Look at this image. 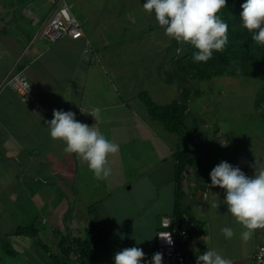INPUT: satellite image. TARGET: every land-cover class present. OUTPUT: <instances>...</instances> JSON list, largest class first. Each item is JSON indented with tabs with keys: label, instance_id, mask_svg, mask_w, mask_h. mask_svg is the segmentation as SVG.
I'll return each instance as SVG.
<instances>
[{
	"label": "crops",
	"instance_id": "obj_1",
	"mask_svg": "<svg viewBox=\"0 0 264 264\" xmlns=\"http://www.w3.org/2000/svg\"><path fill=\"white\" fill-rule=\"evenodd\" d=\"M67 3L81 24L82 36L50 43L40 34L53 12L50 2L0 0V240L8 248L3 249L0 241V264H53L44 246L58 252L60 236L78 237L80 227L93 220L107 232L96 246L98 264H113L116 252L133 246L143 249L145 264L151 259L160 220L173 216L177 208L202 224V236L191 242L193 251L204 245L233 264H252L256 247L264 243V229H256L247 241L241 239L243 228L227 213L224 190L211 186L209 173L226 161L252 176L260 160L256 154L263 147L249 148L248 153L236 148L242 150L239 153L231 144L218 143L213 149L205 137L196 135L194 148L189 149L182 134L165 130L139 98L145 91L157 104L181 100V84L166 80L177 53L168 63L163 54L162 72L153 68L154 63L146 68L143 48L134 51L128 37L118 42L114 23L106 26L111 10L90 21L76 7L78 0ZM92 4L85 1L88 8H94ZM156 30L151 47L173 45L163 28ZM12 68L32 83L42 110H35L11 88L1 87ZM94 107L103 117L99 131L120 145L108 158L111 175L103 181L77 154L65 153L64 142L50 138L46 124L54 109H62L94 125L89 114ZM182 150L199 157V168L190 171L186 184L176 174L175 154ZM90 206L95 207L93 217ZM29 225L37 228L35 235L16 232L18 226ZM227 226L235 233L230 239L221 232Z\"/></svg>",
	"mask_w": 264,
	"mask_h": 264
},
{
	"label": "clouds",
	"instance_id": "obj_2",
	"mask_svg": "<svg viewBox=\"0 0 264 264\" xmlns=\"http://www.w3.org/2000/svg\"><path fill=\"white\" fill-rule=\"evenodd\" d=\"M227 0H144L145 13L154 15L164 34L176 42L190 44L194 62H208L214 52L222 51L228 44V24L219 15ZM241 26L248 30L254 42L264 45V0H245L241 5ZM176 52L182 53L183 48ZM94 125L76 119L71 111L53 110V118L46 121L48 134L54 140L64 142L65 153H75L87 165L98 181L111 175L109 156L120 150V145L109 140L98 129L102 122L101 109L94 107L90 113ZM211 186L224 190L223 204L243 230L241 239L249 240L256 229H264V163L256 160L252 176L246 175L240 167H233L221 161L209 173ZM218 207V205H214ZM223 235L230 239L235 233L231 226L222 227ZM171 242V241H169ZM145 253L133 246L115 253L113 264H142ZM145 264H163V254L156 252ZM196 264H233L215 249L198 254Z\"/></svg>",
	"mask_w": 264,
	"mask_h": 264
},
{
	"label": "rangeland",
	"instance_id": "obj_3",
	"mask_svg": "<svg viewBox=\"0 0 264 264\" xmlns=\"http://www.w3.org/2000/svg\"><path fill=\"white\" fill-rule=\"evenodd\" d=\"M69 1L71 2V0L67 2ZM85 1L93 2L92 5H95V7H86ZM143 2L144 0H78L76 7L78 10L86 12L89 19H91L90 21L94 20L95 14L101 16V12L111 10L113 14L107 18L109 22L106 23V26L111 22L116 26L117 31L113 33V37L118 42L127 37L128 41L132 39L135 47L134 51L139 46L143 48L141 51H145L146 58L142 60L145 63L143 66L150 68L151 64L154 63L153 68L162 72L164 69L163 54L166 53V63H168L173 52L177 53L176 43L178 42L170 38L169 42L172 43L173 41L175 46L174 43L168 48L150 46V43L155 41L153 32L161 27L155 20L154 15L144 12ZM122 52L124 53V51ZM191 81L189 88V92H192L191 101L188 94L179 95L183 102H189L190 104L188 109L190 114H188L186 120L187 127L181 133V139L188 144V148H194L193 140L196 139V135L199 138L205 137L208 146H215L213 149L216 148L218 143L225 146L231 144V146L233 145L232 151L239 153H242V150L248 153L249 148L257 150L263 147L261 149L263 152H257L256 156L260 159L259 162L264 163V123L254 107V97L260 82L251 77L242 76H216L211 79ZM231 146L225 151L226 154L231 150ZM198 159L199 157H196L189 165V170L185 169L184 184L190 179V171L199 168V163L196 162ZM94 208L92 206L88 209L92 217L95 212ZM94 225L96 226L95 230L100 228L95 223ZM86 226L85 228L80 227L79 236L83 237L85 235L86 228L90 227V224L88 223ZM5 228L11 227L6 226ZM0 241L2 243L1 247L3 249L4 247L7 248L5 246L6 242L4 240Z\"/></svg>",
	"mask_w": 264,
	"mask_h": 264
},
{
	"label": "trees",
	"instance_id": "obj_4",
	"mask_svg": "<svg viewBox=\"0 0 264 264\" xmlns=\"http://www.w3.org/2000/svg\"><path fill=\"white\" fill-rule=\"evenodd\" d=\"M245 0H227L225 8L221 9L219 15L228 24L229 41L225 48L220 52H214L212 59L208 62H194L193 52L196 51L190 44L176 43L177 48H183L184 52L177 53L172 61L166 80L177 81L181 87V94L189 95V84L191 80H205L216 76H242L251 77L260 82L259 88L255 93L254 107L259 112L264 123V45L254 42L251 33L241 26L240 14L243 11L241 5ZM139 98L147 107L149 114L157 120L165 130L173 133H182L187 127V116L190 114L186 102L177 101L168 104L155 103L145 91L139 93ZM177 170L178 180L184 178L185 169L190 165L194 157L185 151H177ZM179 192H182L179 189ZM178 200L176 205L178 207ZM92 207V206H90ZM176 207V208H177ZM173 217L180 222V228L186 229L187 223H191L188 238L179 242L186 264H196L198 254L205 251V246H199L198 250L191 249L193 239H199L203 234V227L200 222L193 217L185 215L176 209ZM94 223L86 228L85 235L67 236L62 235L58 242V252H53L48 246H44L49 253V259L53 264H98L96 257V246L106 236L103 228L95 230ZM17 233L35 235L37 228L29 226H18ZM153 250L149 253L152 257Z\"/></svg>",
	"mask_w": 264,
	"mask_h": 264
},
{
	"label": "built area",
	"instance_id": "obj_5",
	"mask_svg": "<svg viewBox=\"0 0 264 264\" xmlns=\"http://www.w3.org/2000/svg\"><path fill=\"white\" fill-rule=\"evenodd\" d=\"M53 5V12L40 28V34L50 43L63 37L73 39L82 36L80 22L70 12L66 0H47ZM1 87H9L20 94L35 110L41 109V105L32 91V83L24 76L22 71L12 68L2 82ZM239 167L238 164H231ZM192 224L187 223L186 229L180 228V222L173 216H164L155 232L156 252L163 254V264H186L179 242L188 238ZM171 241V242H169ZM252 264H264V243L259 244L253 255Z\"/></svg>",
	"mask_w": 264,
	"mask_h": 264
}]
</instances>
